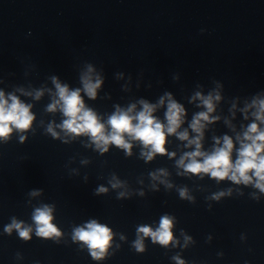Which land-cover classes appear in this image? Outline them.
I'll use <instances>...</instances> for the list:
<instances>
[{"label":"clouds","instance_id":"obj_1","mask_svg":"<svg viewBox=\"0 0 264 264\" xmlns=\"http://www.w3.org/2000/svg\"><path fill=\"white\" fill-rule=\"evenodd\" d=\"M92 69L89 68V72ZM83 79L84 91L90 98H95L96 90L100 87L102 81L97 78L95 82L90 77L85 76ZM59 101L49 106V111H54L57 104L62 102L61 110L67 119L64 120L61 127L68 133L80 135L88 134L91 136L93 142L96 144L100 151H107V146L111 143L118 147L125 149L130 154L131 144L125 140V134L135 140H139L145 147L150 150L143 155L146 159L151 160L157 153H165L166 133L173 134L182 123L184 109L181 105L177 104L169 97L168 110L166 113L167 126L160 123L152 113L155 106L150 105L144 101L143 110L135 116L131 115L134 105L127 111L117 109L116 113L110 116L108 125L111 127L110 133H105V126L99 122L95 112L85 107L84 102L80 96V90L76 89L69 91L66 85H61L55 81ZM37 94V98L39 97ZM200 94L197 93V96ZM5 99L4 93L0 92V138L6 139L12 132L13 128L18 130H26L31 126L34 116L30 112V106L20 102L15 97ZM207 112L198 113L192 121V129L198 133L196 139L190 140L189 144L196 145V151L186 153L185 157L178 161V164L185 168L186 172L193 174L207 173L211 177L218 180L228 178L233 182H243L248 184L252 181L251 172L256 177L255 186L261 191H264V131H259L255 123L249 126L248 131L245 133V140L250 143H241V148L238 152V158L233 164L231 159V152L233 149L232 140L225 136L223 140V147L216 148L211 154H206L200 151V138L202 137V129L204 124L201 121H209L208 113L213 111V97L202 98ZM216 100L220 97L217 95ZM164 103L163 98L160 101ZM257 119L264 122V100L259 101V111L256 113ZM135 121V123H133ZM48 131L56 136L57 133L49 126ZM182 140L188 139L187 132L179 134ZM219 143V141H217ZM197 157H203L200 161ZM187 158L189 163L185 164L184 160ZM119 182L113 184V187H118ZM100 192L106 191L103 187L99 189ZM121 195H124L121 193ZM180 195L186 196V190H181ZM223 195V193H220ZM218 198V197H216ZM34 221L37 224L38 236L49 237L51 235H59L55 225L52 224V209L48 206L37 208L35 210ZM172 226L173 221L168 216H163L160 220L159 228L153 231L148 226H142L138 229L139 233L144 236H150L153 242H159L162 245H168L172 241ZM15 228L18 230L19 235L23 239H29L31 229L22 228V226L13 221L12 225L6 228V231L11 232ZM74 239L83 241L89 247L93 258H102L104 252L111 240V230L105 226L98 224L95 220L88 223L85 227L77 228L74 232ZM136 248L138 251H143V243L141 239H137ZM179 264H183L182 261Z\"/></svg>","mask_w":264,"mask_h":264}]
</instances>
